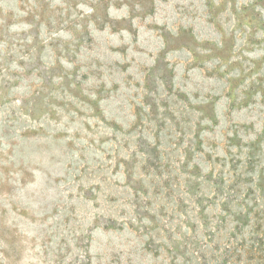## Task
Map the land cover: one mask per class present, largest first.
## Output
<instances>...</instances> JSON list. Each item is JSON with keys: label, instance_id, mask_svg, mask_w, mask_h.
I'll use <instances>...</instances> for the list:
<instances>
[{"label": "rangeland", "instance_id": "1", "mask_svg": "<svg viewBox=\"0 0 264 264\" xmlns=\"http://www.w3.org/2000/svg\"><path fill=\"white\" fill-rule=\"evenodd\" d=\"M0 264H264V0H0Z\"/></svg>", "mask_w": 264, "mask_h": 264}]
</instances>
